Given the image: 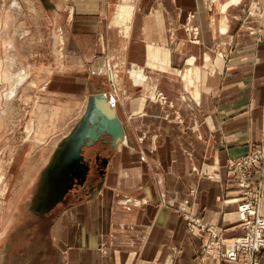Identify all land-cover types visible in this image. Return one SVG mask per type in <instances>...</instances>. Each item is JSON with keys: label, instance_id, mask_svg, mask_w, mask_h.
I'll list each match as a JSON object with an SVG mask.
<instances>
[{"label": "crops", "instance_id": "obj_1", "mask_svg": "<svg viewBox=\"0 0 264 264\" xmlns=\"http://www.w3.org/2000/svg\"><path fill=\"white\" fill-rule=\"evenodd\" d=\"M40 2L68 41L62 79L78 85L72 75L87 71L99 82L106 59L118 67L119 94L92 95L112 102L124 146L81 202L9 222L0 264H230L203 253L208 234L189 231L175 208L193 187L192 213L228 240L245 232L235 203L222 200L237 196L227 162L264 136V0ZM189 13L198 44L185 40ZM155 91L173 109L151 100Z\"/></svg>", "mask_w": 264, "mask_h": 264}, {"label": "rangeland", "instance_id": "obj_2", "mask_svg": "<svg viewBox=\"0 0 264 264\" xmlns=\"http://www.w3.org/2000/svg\"><path fill=\"white\" fill-rule=\"evenodd\" d=\"M45 13L40 0H0V239L6 237L4 231L6 232L9 222L13 224L25 221L22 219L26 218L27 208L31 210L32 207L41 205L44 198L48 202L54 199L56 185L50 178L45 179V182L44 175L53 160L57 159L58 146L82 121L88 107V97L93 91L108 88L114 96L120 91L117 82L119 69L107 59L100 83L98 79L90 77L87 71L72 75L77 78L80 83L78 85L61 78H71L67 70L68 64L66 67L64 65L68 57V41L63 38L57 26L49 22ZM193 18L192 13L187 14L182 29L188 43L198 44L199 28L193 23ZM51 63L54 65L51 66ZM108 71H111V77L107 74ZM89 78H92L91 82ZM151 100L173 109L172 104L158 91L154 92ZM175 120L180 121L178 117ZM105 139L110 142L109 137ZM123 141L124 137L120 142ZM120 142L116 148L110 143L101 148L100 142L91 148L83 147V156L89 159L92 166L89 177L95 176L96 181L92 185L88 182L83 189L85 191L79 192L77 196L70 193L66 203H62V200L56 202L54 212L60 213L66 205L81 202V199L90 195V190L98 189L105 172L103 176H97L93 168L96 166L94 156L98 154L100 158H106L110 162L116 156ZM263 143L264 136L246 154L229 160L226 164L227 171L232 161L253 154ZM122 146L124 144L118 148L121 154ZM126 158L128 159L127 152ZM134 158L133 155L131 159ZM228 174L230 175L229 171ZM89 185L93 186L92 189H86ZM232 186L237 192L236 198L222 202H234L237 209L240 193L234 180ZM39 199H42L40 203ZM195 199L196 190L191 187L175 208L176 213L189 231L198 229L208 234L209 239L202 247L203 253L227 262L217 254L225 252L228 244L238 236L228 240L214 224H205L199 215L192 213L190 209ZM211 228L215 230L210 231ZM12 235L8 236L18 240L24 236V232ZM263 255L264 251L257 256V264Z\"/></svg>", "mask_w": 264, "mask_h": 264}, {"label": "water", "instance_id": "obj_3", "mask_svg": "<svg viewBox=\"0 0 264 264\" xmlns=\"http://www.w3.org/2000/svg\"><path fill=\"white\" fill-rule=\"evenodd\" d=\"M103 137H109V143L113 148H116L124 137V131L116 117L115 107L102 93L94 94L89 98V104L82 121L58 146L57 159L53 160V164L49 166L44 175V181L47 178L53 179L56 185L55 196L51 202L46 201L45 198L43 201L39 199V203L42 201L39 206L46 209L51 208L56 202H60L72 188L75 177H86L89 167L84 164L83 147H91L94 142ZM106 164L107 159H105Z\"/></svg>", "mask_w": 264, "mask_h": 264}, {"label": "built area", "instance_id": "obj_4", "mask_svg": "<svg viewBox=\"0 0 264 264\" xmlns=\"http://www.w3.org/2000/svg\"><path fill=\"white\" fill-rule=\"evenodd\" d=\"M228 171L240 193L237 213L245 232L217 255L233 264H257V256L264 251V215L260 213L264 197V143L253 154L232 161Z\"/></svg>", "mask_w": 264, "mask_h": 264}, {"label": "flooded vegetation", "instance_id": "obj_5", "mask_svg": "<svg viewBox=\"0 0 264 264\" xmlns=\"http://www.w3.org/2000/svg\"><path fill=\"white\" fill-rule=\"evenodd\" d=\"M105 138L106 137L100 138L97 142H94V144L91 147L97 145L100 142V144H101L100 147L102 148V146H103V148H104L105 145L109 143V141H107ZM91 147H86V148H91ZM83 158H84V156H83ZM105 159L106 158H100L98 154H96V156H94V163L96 164V166L95 167L93 166V168H95L97 176L102 175L104 172ZM84 164L89 167L86 177L85 178H82V177H75L74 178L73 186L67 192V194H65V196L63 197V199H62L63 202L61 201L62 203H66L68 195L70 193H73L75 196H77V194L79 192L85 191L83 189H85V185L88 182H90V184L92 185L96 181L95 176H93L92 178L89 177L91 172H92V166H91V162H89L88 158H86V159L84 158ZM91 185H89L90 187L87 186L86 189H88V188L92 189L93 186H91Z\"/></svg>", "mask_w": 264, "mask_h": 264}, {"label": "bare ground", "instance_id": "obj_6", "mask_svg": "<svg viewBox=\"0 0 264 264\" xmlns=\"http://www.w3.org/2000/svg\"><path fill=\"white\" fill-rule=\"evenodd\" d=\"M231 2V1H230ZM233 2H235V0H233ZM122 9H119V14L121 13ZM189 63H192L193 61L191 59L188 60ZM192 65V64H191ZM132 76L134 78H138L139 75H137L135 72H132ZM143 76V75H142ZM139 80V79H138ZM48 156V155H47ZM1 234V233H0Z\"/></svg>", "mask_w": 264, "mask_h": 264}]
</instances>
